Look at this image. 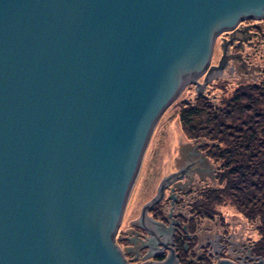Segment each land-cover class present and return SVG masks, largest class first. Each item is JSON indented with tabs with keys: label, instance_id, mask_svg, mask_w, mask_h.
I'll return each mask as SVG.
<instances>
[{
	"label": "water",
	"instance_id": "obj_1",
	"mask_svg": "<svg viewBox=\"0 0 264 264\" xmlns=\"http://www.w3.org/2000/svg\"><path fill=\"white\" fill-rule=\"evenodd\" d=\"M263 17L264 0H0V264H131L116 236L156 125L184 83L235 75L216 40ZM191 164L135 222L169 252L144 264H180L178 221L148 213Z\"/></svg>",
	"mask_w": 264,
	"mask_h": 264
},
{
	"label": "trees",
	"instance_id": "obj_2",
	"mask_svg": "<svg viewBox=\"0 0 264 264\" xmlns=\"http://www.w3.org/2000/svg\"><path fill=\"white\" fill-rule=\"evenodd\" d=\"M214 90L209 88L195 96L194 106L179 104L184 135L201 143L200 150L217 166L215 185L184 193L194 195L185 205L188 217L175 216L180 223L174 240L180 264H211L207 247L196 251V233L205 220H218L227 226L226 207L233 208L248 224H259L252 255L264 258V85L223 81L217 84L219 101L214 98ZM166 205L162 201L148 214L168 223ZM165 258L158 256L155 260Z\"/></svg>",
	"mask_w": 264,
	"mask_h": 264
},
{
	"label": "rangeland",
	"instance_id": "obj_3",
	"mask_svg": "<svg viewBox=\"0 0 264 264\" xmlns=\"http://www.w3.org/2000/svg\"><path fill=\"white\" fill-rule=\"evenodd\" d=\"M249 30L250 36H255L250 32L258 31V29L255 28H249ZM230 33L231 32L228 31V33H223L218 36L214 46L211 65L221 66L224 60L228 59L227 56H229V53L227 54V49L231 47L230 51L232 57L229 58H231L235 64V75L208 81L209 83L203 92V94L206 93V90L209 88L210 90L215 89L213 94L217 96L214 97L217 99L216 101H219V96L221 95V91L216 90L217 84L223 81L248 84L254 82L264 85V36H262L260 40H257L256 37L253 40L249 38L248 41H250L251 44L249 43L244 48H241L239 39H243L245 36H239V34H237L235 37L234 34ZM205 75L198 78V82L201 85L204 83L206 78ZM196 87L197 85L195 83H189L176 101L164 112L155 127L116 236V242L124 253H126V247H132L133 245L131 241L126 238L134 237V232L130 233V230L138 232L145 241L147 238H144L143 235H146L148 239L153 236L148 235L140 226L135 225V222L139 220L143 206L156 196L164 178L181 172L189 164L193 163L185 171L183 180L177 179V181L168 184L171 189L175 188V192L171 193L172 201L176 195L179 198V194L176 193V190H180L184 194L188 193L189 190L192 192L193 189L206 186L213 187L215 185L214 180L217 166L212 161H209L200 150L201 143L192 142L186 138L181 130L179 120L180 102L193 104L194 106L195 96L200 93ZM201 170H206L207 172L201 173L199 172ZM169 187L167 186V189ZM187 187H189V189H187ZM193 197L194 195H183L184 199L182 204L173 207L174 210H171V206L167 203V216L172 212L173 219L179 214L188 217L185 205ZM225 217L227 221V226L225 227L220 225L218 220H205L199 225L196 233L199 244L196 247V251L201 252L203 249H206L204 246L206 241H209V239H212L215 235L219 236L223 234L230 242H228L226 247L227 252L223 254L222 258H232V261L236 264H248L251 263L250 258L248 257L249 261L247 263H243L242 258L247 257L245 254L246 251L249 250L251 251V257L264 259L252 255L254 242L258 239L256 227L259 224H248L230 207L225 208ZM178 225H180V223ZM183 235L186 236L185 233ZM149 249L150 247L148 246L141 248L139 250V257L136 259L134 252H131L130 255L125 254L126 259L131 264H144V262L149 260L152 261L155 257L157 258L160 255H153L155 256L154 258H148L149 256L144 257ZM157 261L158 260H156V262Z\"/></svg>",
	"mask_w": 264,
	"mask_h": 264
},
{
	"label": "flooded vegetation",
	"instance_id": "obj_4",
	"mask_svg": "<svg viewBox=\"0 0 264 264\" xmlns=\"http://www.w3.org/2000/svg\"><path fill=\"white\" fill-rule=\"evenodd\" d=\"M249 28H255V29H258V31L257 32H250V33H253V35H255V36H250V34H249ZM232 34H234L235 35V37H236V35L237 34H239V36L240 35H244L245 37L243 38V39H239V37H238V39H239V42L241 43V48H244L247 44H249L250 43V41H248L249 40V38H252V40L256 37V39L257 40H260L261 38H262V36H264V17L263 18H261V19H246V20H243V21H241L239 24H238V26L237 27H235L232 31H230ZM224 33H228V32H224ZM230 33V34H231ZM223 34V33H222ZM253 43V42H252ZM251 44V43H250ZM230 49H231V47L230 48H228L227 49V54L229 53V56H227L228 57V60L229 59H231V58H229V57H232L231 55H232V53H231V51H230ZM213 54H214V52H213ZM224 64V63H223ZM212 66V65H211ZM214 70H218V69H212V70H210L209 71V69H208V71L206 72V75H208V77H209V75L211 74V72H213ZM205 75V76H206ZM195 171V170H194ZM197 171V170H196ZM199 172H207L206 170H201V171H199ZM200 177H201V175H200ZM168 187H169V185H168ZM186 188V187H185ZM187 189H189V187H187ZM185 191V190H184ZM190 191V190H189ZM188 191V192H189ZM158 192V191H157ZM176 193H178L179 194V198H178V196L176 197V199L175 200H173L174 201V205H172V200H171V187H169L168 189H167V187H166V190H165V197H164V199L162 200V201H166L167 203H169V205L171 206V210H174L173 209V207H177V206H179V204H180V201H181V199H184L183 198V193H182V191H180V190H176ZM161 201V202H162ZM185 201V200H184ZM182 204V203H181ZM155 208V207H154ZM153 208V209H154ZM169 217V216H168ZM172 217H173V215H172ZM172 218H168V223H164V224H166V225H169L171 222H172ZM156 221V220H155ZM177 221V220H176ZM158 222H160V221H158ZM163 223V222H162ZM178 224H179V222H178ZM178 227H179V225L176 227V231H175V234H174V240H175V238H176V236H177V229H178ZM136 234H135V238L132 240V247H130V248H126V255H130L131 254V252H135L136 251V249H141V247H140V243L138 242V241H140L141 243H143L142 244V246L143 245H148V244H145V240H143L142 238H141V235H139V233L138 232H135ZM169 234V239H170V233H168ZM143 237L144 238H147V240H148V237L146 236V235H143ZM149 241L151 242V243H153V247H156L155 249H157V250H154V252H156L157 254L156 255H159V256H164L165 255V257H167V255H168V251H162L160 248H158L157 247V243L155 242V239H149ZM175 243V242H174ZM135 246V247H134ZM134 247V248H133ZM144 247V246H143ZM147 247V246H146ZM149 247V246H148ZM150 247H152V245L150 246ZM175 247V246H174ZM134 250V251H132V250ZM175 251H176V248H175ZM162 254V255H161ZM156 258V257H155ZM152 261H156L155 259H153ZM147 262V261H146ZM146 262H144V263H146Z\"/></svg>",
	"mask_w": 264,
	"mask_h": 264
},
{
	"label": "built area",
	"instance_id": "obj_5",
	"mask_svg": "<svg viewBox=\"0 0 264 264\" xmlns=\"http://www.w3.org/2000/svg\"><path fill=\"white\" fill-rule=\"evenodd\" d=\"M228 242H230L229 239L227 237H224L223 234L219 236L215 235L212 237V239H209V241H206L204 246L207 247V251H208L207 254L211 259V264H217L218 259L222 258L223 254L227 252L226 247H227ZM245 255L247 257L242 258L243 263H247L249 261L248 257L250 258V261H251V263H248V264H256L259 260H261V259L251 257V251L249 250L246 251Z\"/></svg>",
	"mask_w": 264,
	"mask_h": 264
},
{
	"label": "bare ground",
	"instance_id": "obj_6",
	"mask_svg": "<svg viewBox=\"0 0 264 264\" xmlns=\"http://www.w3.org/2000/svg\"><path fill=\"white\" fill-rule=\"evenodd\" d=\"M190 82H187V83H184V84H186V85H188Z\"/></svg>",
	"mask_w": 264,
	"mask_h": 264
}]
</instances>
